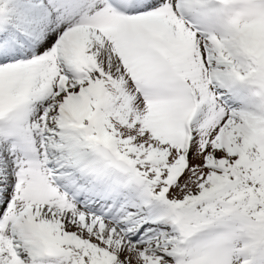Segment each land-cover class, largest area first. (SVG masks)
I'll use <instances>...</instances> for the list:
<instances>
[{"label": "snow or ice", "instance_id": "obj_1", "mask_svg": "<svg viewBox=\"0 0 264 264\" xmlns=\"http://www.w3.org/2000/svg\"><path fill=\"white\" fill-rule=\"evenodd\" d=\"M0 264H264V0H0Z\"/></svg>", "mask_w": 264, "mask_h": 264}]
</instances>
